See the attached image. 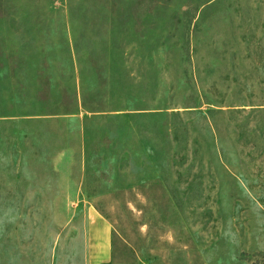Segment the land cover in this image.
<instances>
[{"label":"rangeland","instance_id":"1","mask_svg":"<svg viewBox=\"0 0 264 264\" xmlns=\"http://www.w3.org/2000/svg\"><path fill=\"white\" fill-rule=\"evenodd\" d=\"M91 210L103 264H264V0H0V264H89Z\"/></svg>","mask_w":264,"mask_h":264},{"label":"crops","instance_id":"2","mask_svg":"<svg viewBox=\"0 0 264 264\" xmlns=\"http://www.w3.org/2000/svg\"><path fill=\"white\" fill-rule=\"evenodd\" d=\"M6 69L7 72H9V77H11L10 73V67L9 63L7 62L6 68L4 67V70ZM8 69V70H7ZM79 106L81 107V101L79 103ZM118 111V112H117ZM122 110H115V112L119 113ZM130 113V111H129ZM75 113H68L67 116H71ZM43 113L35 112V113H22L21 118H42L44 117ZM83 118V117H82ZM80 117V125H82L79 128L78 131V142H72L68 141L65 146L62 148H55L59 149L56 154L52 158L53 165H61V160L64 158L65 162H63L65 165H74V160L77 156H79V162L83 169L82 173H84V166L87 164H90L92 162L89 161V157H86L87 154V145L85 141V134H84V124L83 120ZM100 158L101 157H95ZM90 196V195H89ZM111 226L109 221L102 215L100 212L97 211H90V216L88 219V238H87V245H88V261L89 264H102L109 260L110 251H111Z\"/></svg>","mask_w":264,"mask_h":264},{"label":"trees","instance_id":"3","mask_svg":"<svg viewBox=\"0 0 264 264\" xmlns=\"http://www.w3.org/2000/svg\"><path fill=\"white\" fill-rule=\"evenodd\" d=\"M103 264V263H102Z\"/></svg>","mask_w":264,"mask_h":264}]
</instances>
